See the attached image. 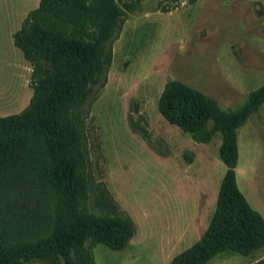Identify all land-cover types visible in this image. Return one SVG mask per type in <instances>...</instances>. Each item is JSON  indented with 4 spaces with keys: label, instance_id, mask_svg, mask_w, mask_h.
<instances>
[{
    "label": "rangeland",
    "instance_id": "obj_1",
    "mask_svg": "<svg viewBox=\"0 0 264 264\" xmlns=\"http://www.w3.org/2000/svg\"><path fill=\"white\" fill-rule=\"evenodd\" d=\"M0 5V116H6L21 112L33 94L32 64L10 31L38 1ZM107 48L113 53L107 83L86 122L93 175L89 208L105 214L109 204L112 214L130 217L137 230L123 250L93 246L94 259L169 264L207 229L227 167L219 154L222 135L196 142L165 119L159 97L168 81L178 79L224 109L240 107L264 84V0H142L121 16ZM238 145V185L264 217V105L239 129ZM186 150L194 154L191 163ZM262 253L264 246L248 256L224 252L206 264H253Z\"/></svg>",
    "mask_w": 264,
    "mask_h": 264
},
{
    "label": "trees",
    "instance_id": "obj_2",
    "mask_svg": "<svg viewBox=\"0 0 264 264\" xmlns=\"http://www.w3.org/2000/svg\"><path fill=\"white\" fill-rule=\"evenodd\" d=\"M142 0H40L14 32L32 64L29 104L0 116V264H96L93 246L125 249L134 221L89 208L92 169L86 122L108 79L107 48L121 16ZM264 105V84L237 109L181 80L168 81L158 108L199 143L222 135L227 167L202 237L169 264H206L220 253L251 255L264 246V217L241 191L238 131ZM145 137L148 131L141 127ZM187 161L194 160L190 150ZM98 197L106 203V193ZM87 243H89L87 245ZM254 264H264V258Z\"/></svg>",
    "mask_w": 264,
    "mask_h": 264
},
{
    "label": "crops",
    "instance_id": "obj_3",
    "mask_svg": "<svg viewBox=\"0 0 264 264\" xmlns=\"http://www.w3.org/2000/svg\"><path fill=\"white\" fill-rule=\"evenodd\" d=\"M3 0H0V3L2 2ZM35 2H37L38 1V5H39V0H34ZM1 5H0V15L1 16H3V14H2V11H1ZM30 12V10L28 11V9H26L24 12H23V17L21 18V20H20V22H19V25L17 26V28L16 29H11V31H10V36H11V38L13 39V34H14V32L15 31H17L20 27H21V25H22V22H23V20L26 18V16L28 15V13ZM0 16V18H2ZM13 43H14V39H13ZM15 45V44H14ZM16 46V45H15ZM17 47V46H16ZM20 49V48H19ZM21 50V49H20ZM22 51V50H21ZM27 60V59H26ZM28 61V60H27ZM27 61H26V63H27ZM22 72H24V69L21 67V74H22ZM20 74V76L22 77V75ZM255 253V252H254ZM261 256H264V253H262L261 255H259V257H261ZM259 261V260H258ZM254 264V263H253Z\"/></svg>",
    "mask_w": 264,
    "mask_h": 264
}]
</instances>
